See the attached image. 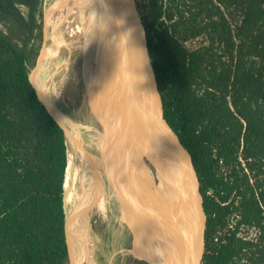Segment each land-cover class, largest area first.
<instances>
[{"label": "trees", "instance_id": "16d2710c", "mask_svg": "<svg viewBox=\"0 0 264 264\" xmlns=\"http://www.w3.org/2000/svg\"><path fill=\"white\" fill-rule=\"evenodd\" d=\"M135 1L164 118L198 180L201 264H264V0ZM40 4L0 0L24 35L18 46L0 29V264L68 259L66 146L30 81ZM44 65L34 78L48 104Z\"/></svg>", "mask_w": 264, "mask_h": 264}, {"label": "rangeland", "instance_id": "374dc122", "mask_svg": "<svg viewBox=\"0 0 264 264\" xmlns=\"http://www.w3.org/2000/svg\"><path fill=\"white\" fill-rule=\"evenodd\" d=\"M57 1L58 0H41V17L39 18V29L35 31L34 38L32 40V45L36 49L37 57L34 63V67L32 68L30 73V80L34 86H37L36 79L34 78L37 75V70L39 71V77H41L40 69H46V67L42 66V63L48 66V90L46 96L48 102L47 105H52L53 102H55L56 98H58L57 96L61 91L60 101L63 100V103L60 104L59 102V104H55V112L56 114L62 116L61 119L66 125V128L69 130L68 135H70L71 137L70 148L73 147V161H76L77 170L74 176L78 182V185L80 186V196L77 184L74 182L72 176H70L69 178V183L67 185L68 187L66 189L64 188V195L65 193H68L71 197V201L69 202L70 204L67 205L66 203H64L66 218L69 212L72 211L71 213L73 214V218L71 215L69 220L70 240L75 243L74 245H76L78 242L77 249L73 248V258H71V261L67 259V264H118V261H112L115 250L114 248H112L113 245L111 244V242L115 237H111L110 232L101 233V230L99 229H101L103 226V224L101 225V222H104L105 216L107 214H114V210L117 209L119 217H121L122 219L128 218L132 221L133 218L128 217L127 210L128 203H130L132 199V196L130 194H133V192L135 191H125L124 189L120 188V185L124 184L125 188L129 186L128 178L131 177V172L126 165L128 160H131V164L134 162V180L139 183L140 178L137 177L139 175V156H142V154H140L138 152L139 149L136 148L137 142L136 144L135 142H128V145L130 144L129 151H126L128 155L124 153V155H126L125 157L127 158V161L117 162L118 167H124L123 165H125L127 171H125L124 169L125 173L117 175L114 166V169H111L108 175H104L102 173V176L100 174V176L95 179L94 182L91 181L89 171H87L86 150L88 144V142H86L88 140L87 131L89 129L88 127L90 126L89 119H92L93 115L96 112V116H94L98 119L95 118L94 123L100 124L99 122H102V120L100 119V112H103V107V110L105 111V109L109 105V97L105 99L103 98L104 100L101 103L102 105H97V102L90 100V98H93L92 96L94 92H98L97 85L94 88L96 91L94 90L93 92L90 87L85 85V83L80 84V88L76 87V91L72 93L71 87L68 83L70 82L69 79L73 74L75 66H77L80 62V51L83 47L81 44L79 32V17L77 14L78 11L76 10L67 12V10L64 11L62 9L60 13L58 12V24L62 21V24H59L61 26L60 34L62 38L59 37L56 28L51 25L46 18L47 14L53 9ZM18 6L22 13L25 14V6L20 2ZM0 29L18 46H23L24 35L22 29H20L16 23H14L10 18L6 17L2 13H0ZM50 37L57 38L58 42H56L59 43V45L53 48L50 42ZM198 42V40L187 42L185 43V47H195ZM45 46L50 50L49 53L51 54L48 58V63L43 57ZM87 54L90 55V53L85 51L83 47V55ZM112 58L114 59V57ZM116 59L117 60H112V63L110 64H114L118 61L120 62L119 58ZM76 101L78 102V105H76ZM56 103H58V99L56 100ZM88 107L92 111H90ZM99 109L101 110L99 111ZM59 111L60 113H57ZM88 113H91L92 115ZM72 118L76 119V122ZM70 121H72V123H70ZM77 124H79L80 128V131L78 132L75 131L78 128ZM86 128H88L87 131ZM73 131H75V133ZM74 134H77V136H74ZM124 148L127 150L126 146H124ZM142 182L143 178L140 182L141 186L143 184ZM128 194L129 196H127ZM122 203H124L123 209H121L120 207ZM133 203L136 204V202ZM135 206L136 207L134 211H138L137 205ZM98 208H104L105 211L97 213ZM134 215H136V212L134 213ZM95 220H97V225H95ZM94 230L96 231V235ZM115 242L117 243L116 239ZM199 264H201V262Z\"/></svg>", "mask_w": 264, "mask_h": 264}, {"label": "bare ground", "instance_id": "6f19581e", "mask_svg": "<svg viewBox=\"0 0 264 264\" xmlns=\"http://www.w3.org/2000/svg\"><path fill=\"white\" fill-rule=\"evenodd\" d=\"M93 6L95 13L92 16L90 14L92 11V6H90L86 0H58L55 6L53 7V9L47 14L46 18L49 21V23L56 28L59 37L62 38L60 34L61 33L60 25L62 24V21L60 22L61 24L59 23L60 24L59 25L58 12L60 13L62 9L64 11L68 10V12L72 10L78 11L77 13L79 17L78 19H81L86 23V28L90 33L87 34L86 32L83 31V29L79 28V32L81 33L80 36L81 43H86L99 56L114 57L115 60H117L116 58H119V60H121V63L118 61L112 64L115 69H112L111 74H109L111 75L110 77L111 83H110L108 80H104V81L102 80L104 74H107V72H109V70L106 71L107 67H104L103 63L99 62L96 57H93L92 55H88V54L84 55L85 58L84 57L79 58L80 65L75 66L73 70V74L70 78V82L68 83L71 87L72 93L76 91L75 89L76 87L80 88V84L85 83V85L90 87L93 92L95 90L94 88L97 85L98 92L95 90L96 92H94L92 96L93 98H90L91 101L97 102V105H102L101 104L102 101L105 98L109 97L108 100L109 105L107 106L105 111L103 110L104 107L102 108V111L104 112V113L102 112L103 114L100 112L101 114L100 119L102 120V122H99L100 124L94 123L95 118H97L95 117L96 116V112H95L94 114L95 116L93 115L92 119H89L90 120V126L88 127L89 129L86 128V131L88 129L87 131L88 140L86 141L88 142L86 148L87 169H88L87 171H89V176L91 177V181L94 182V180L97 179L100 176V174L101 176L102 173L104 175H108L110 170L114 169V166H108L105 164L103 160L105 155L113 153L117 157L116 159L119 158L120 160L122 156L128 155L126 152L127 150L124 148V144L120 142V137L125 127L130 129L134 133V137L129 142L130 143L135 142V144L137 142L136 148L139 149L138 152L142 154V156L146 160L147 157H146V150L143 146V143L146 140V133L143 129V125H142L143 122L141 116L143 112L142 103L144 101V96H143L144 91L142 89L143 82L137 79L136 76L133 75L134 73H131L130 70L131 62L128 57V53H126V51L121 49V47L124 48V43H123V32L120 29L121 28L120 25L113 23L111 16L108 13H106L107 11L106 12L103 11L102 6L98 2L96 6L95 4H93ZM82 8L85 19L81 17L82 12H80V10ZM116 13L118 17L121 18L123 17L122 16L123 13H118V12ZM44 51L45 52L43 54V57L45 61L48 63V58L51 55L49 53L50 50L45 49ZM117 77H119V79H117ZM105 82L110 83L111 87H108ZM35 87L37 88L38 94L41 96L38 87L37 86ZM75 103L76 105H78L77 101ZM89 110L92 111L90 108ZM100 110L101 109H99V111ZM72 119L76 122V119L74 118ZM72 121H70V123H72ZM77 127L78 128L75 130L76 132L80 131L79 124H77ZM75 131L73 132L75 133ZM74 136H77V134H74ZM168 138L169 139L167 145L169 147L167 148L166 151V153L168 154V170L174 172V178H172L173 181H171L172 183L170 182L171 184H173L174 190L171 191L174 193V195L178 200V209L180 208L182 211V212L179 211V215L182 218L183 225L181 227L183 230V234L185 231L184 229L186 228L188 232L186 231L185 232L188 233V236H189V232H191V236H192V239L191 236L190 238L188 237L186 239L187 241L186 245L188 246L190 244L198 245V241L200 239L202 232L203 215L200 211V197L197 192L196 177L190 165L189 157L185 152V150L177 145L176 140L172 135H170ZM124 153L126 155H124ZM69 155H70V161L64 183L65 189L68 187L67 185L69 183L70 176L74 177V174L77 170L76 161H73V155H74L73 147L70 148ZM115 169L117 175L123 174L122 169L120 167L118 168V163L117 166H115ZM139 169H140V164H139ZM136 191L137 190H135L133 194H130L132 196L131 200L133 202H137L138 199V193ZM127 196H129V194ZM70 201H71L70 195L68 193H65L64 203L68 205L70 204L69 203ZM71 212H69V214L67 215L66 223H65V235H66V242L68 247L69 261H71V258H73V248L77 249V245H78V242L76 245H74L75 243H73V241L70 240L69 220L71 215L73 218V214ZM162 218L164 219V217ZM102 224L103 222H101V225ZM95 225H97V220H95ZM184 237L186 238V235H184ZM75 256H76V252H75Z\"/></svg>", "mask_w": 264, "mask_h": 264}, {"label": "water", "instance_id": "95a60500", "mask_svg": "<svg viewBox=\"0 0 264 264\" xmlns=\"http://www.w3.org/2000/svg\"><path fill=\"white\" fill-rule=\"evenodd\" d=\"M87 3L92 6L91 15L95 13L93 4L97 2L102 6L103 11L108 13L111 16V19L114 24H119L120 29L123 32V43L124 48L122 50L128 53V57L131 62V73L136 76L137 79L143 82V91H144V101L142 103V125L146 133V140L143 143V146L146 150V156L148 158V163L151 165V171L154 173V176L157 180V196L158 199H163L162 212L168 214L169 211H172L174 214L177 212L174 193L171 192L170 202L164 199L168 193L169 184L174 178V172L168 170V154L166 153L168 144V137L172 135L178 146L183 148L178 137L174 131L170 128L168 123L164 118L163 113V103L162 98L158 89L155 71L152 65L151 57L149 54L148 43L146 38V31L140 17V13L135 0H86ZM97 1V2H96ZM101 8V7H100ZM121 11V12H120ZM123 13L122 18L118 17L117 13ZM81 36V33H80ZM81 57L83 55V47L80 51ZM85 58V57H84ZM80 63V62H79ZM80 64H78L79 66ZM31 81V80H30ZM32 83V82H31ZM33 88L36 91L39 101L45 106L48 113L52 116L55 122L60 126L64 143L66 146V156H67V169L70 161V145L68 140V130L64 125L62 119L60 120L55 111L52 110L49 105L46 104L44 99L38 94L37 88L33 85ZM56 110V108H54ZM184 149V148H183ZM185 150V149H184ZM186 152V150H185ZM187 153V152H186ZM190 165L193 169L191 159L187 153ZM66 169V171H67ZM194 171V169H193ZM195 174V171H194ZM196 177V174H195ZM197 181V192L200 197V211L203 215V224L202 232L198 245H187L185 246L183 240V234L181 231V225L179 220L177 221V226H174L173 233L175 236V252L173 254L174 262L169 260L166 261L167 254H162L158 259L159 264H199L202 259V254L204 251V231H205V215L202 208V198L198 190V180ZM172 183V182H171ZM172 191L174 190L172 184ZM165 203H168L165 205ZM65 208V206H64ZM177 215V214H176ZM66 223V221H65ZM191 232H189V238ZM192 239V236H191ZM194 240V237H193ZM149 241V240H148ZM147 245H150L147 243ZM143 264H154L153 258H145ZM151 261V263H150ZM168 262V263H167Z\"/></svg>", "mask_w": 264, "mask_h": 264}, {"label": "flooded vegetation", "instance_id": "af4514ba", "mask_svg": "<svg viewBox=\"0 0 264 264\" xmlns=\"http://www.w3.org/2000/svg\"><path fill=\"white\" fill-rule=\"evenodd\" d=\"M81 12H82L81 17L85 19L83 8L81 9ZM79 25H80L79 28L83 29V31L86 32L87 34L89 33V31L86 28V23L84 21L79 19ZM56 41H57V38L50 37V42L53 47L59 45V43H57L58 41L57 42ZM81 44L84 47L85 51L90 53V55L96 57L99 62L103 63L104 67H107L106 71L109 70V72H107V74H104L102 80L103 81L108 80L111 83L110 81L111 75L109 74H111L112 69H115V68L110 63H112L111 61L114 59L108 56H105V57L99 56L86 43H81ZM45 49H47L46 46H45ZM120 63H121V60H120ZM117 79H119V77H117ZM110 83H106V85L108 87H111ZM60 94H61V91L59 92V95L57 96L58 98H56V100L58 99V103H56V100H55V102H53L52 105H55V103L59 104V102L60 104L63 103V100L60 101V98H61ZM57 113H60V111ZM133 137H134V133L130 129L125 127L120 137V142L123 143L124 146H126L127 151H129L130 149L129 148L130 144L128 145V142ZM116 158L117 157L115 156V154L110 153L108 155H105L103 160L105 164L108 166H117V162L127 161V158L125 156H122L121 158L122 160H120L119 158L118 159ZM143 161H147V162H143ZM139 162H140L139 163L140 169H139V175L137 176L140 178L139 183L134 180V167H133L134 162L131 164V160H128L126 165L128 166L131 172V177L128 178L129 186L125 188L124 184L120 185V188L124 189L125 191L129 190L130 192L131 190L132 191L137 190L136 192L138 193V199H137L136 204H134L132 200H131L132 202L130 201V203H128L127 213H128L129 218H133L132 221L129 220L128 218L122 219L121 217H119V214L117 213L118 209L114 210V214H107L105 216L103 226L101 229V233L110 232L111 237H115L112 239V242H111V244L113 245L112 248H114L115 250V253L112 257L113 258L112 261L113 260L115 262L118 261V264H143L144 262L143 260H145V258H153L154 264H159L158 259L160 258V256H162V254L163 256L164 254H167L166 261L169 262L170 260L171 262H174L175 259L172 257L173 256L172 253H174L175 251V241L176 240H175V236L173 233V229H174V226H177V220H179V223L181 226L183 225L182 218L179 215V211H181V209L180 208L178 209V200L176 196L174 195V198H175L174 200H175V204L177 208V212H176L177 215L174 214L172 211H169L168 214L164 213L166 215L165 216L162 212L163 202L161 200L163 199L158 200L157 191H156L158 183L154 176V173L150 170L151 165L148 163V158L146 160L143 156H139ZM123 166L124 167L122 166L121 167L119 166V167L122 169V172L124 173V169L125 171H127V168L125 165ZM72 178L74 179V182L77 184V187L79 190V196H80V193H81L80 186L78 185V182L75 179V176L74 177L72 176ZM142 178H143V182H142L143 184L141 186L140 182ZM169 187L170 188H168V193L166 197H164V199L168 200V202L170 200L169 197H171L170 194L172 192L171 183ZM166 204L168 203H165V205ZM123 205L124 203L120 205L121 209L124 208ZM135 205H137L139 212L134 211L136 207ZM101 211H105V209L98 208L97 213H100ZM135 212H136V215H134ZM137 212H138V216H137ZM162 217H164V219ZM184 230L188 232L186 228ZM181 231L183 234L182 227H181ZM185 231L183 234V240L185 242V246H187L186 239L189 236H188V233H186ZM95 235H96V231H95ZM184 235H186V238L184 237ZM115 239L117 240V243L115 242ZM147 243H149L150 245H147ZM172 249H174V251H172Z\"/></svg>", "mask_w": 264, "mask_h": 264}]
</instances>
